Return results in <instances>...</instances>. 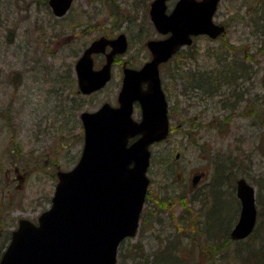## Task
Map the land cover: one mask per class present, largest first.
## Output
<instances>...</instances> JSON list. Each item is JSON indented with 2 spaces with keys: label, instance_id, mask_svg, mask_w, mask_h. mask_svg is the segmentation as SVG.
<instances>
[{
  "label": "rangeland",
  "instance_id": "374dc122",
  "mask_svg": "<svg viewBox=\"0 0 264 264\" xmlns=\"http://www.w3.org/2000/svg\"><path fill=\"white\" fill-rule=\"evenodd\" d=\"M29 1L0 0V117H12L11 125L5 123L6 118H0V128L5 125L12 129L13 126V131L21 137H29L26 146L30 145L33 150L44 146L47 152L49 147L55 152L61 170H67L77 163L83 150L84 128L80 114L84 110L95 111L106 100L115 103L122 83V71L117 64L113 78L104 90L94 96L80 95L75 80V59L93 38L126 31L130 48L125 60L133 61L136 67L142 65L148 59L147 40L159 35L150 18L152 0H74L64 19L55 17L46 4L37 2L31 6ZM176 1H168V10ZM259 4H264V0H221L214 20L226 23L224 37L212 40L206 35L197 36L191 46L182 47L170 64L163 66L173 101L171 130L166 139L151 147L148 190L152 202L145 203L144 207L150 204L148 209L152 218L143 222L144 229L140 224L128 245L142 241L146 250H156L159 235L165 238L167 234L182 231L183 217L187 218L189 212L184 211L185 204L179 197L190 199L197 191H207L205 186L215 168L214 162L225 161L228 165L233 162L236 178L245 175L256 187V193H264V124L261 125V119L253 112L262 108L264 114V9L257 8ZM114 11L136 16V19L129 22L119 18L114 24ZM227 44L234 46L227 62L244 61L254 77L248 79L243 70L236 72L242 77L236 80L237 87L228 90L225 97L238 96L242 92L244 99L233 109L231 97L230 108L226 106L228 109L224 110L218 101V92L202 99L201 92L208 95L200 90L193 97L192 93L198 90L192 85L198 84L200 79L190 77V73L214 65L217 61L215 52L221 53L222 46L225 48ZM225 51L228 53L226 48ZM192 53L197 59L192 58ZM246 64L241 62L239 67L244 69ZM177 65L182 67L179 72H176ZM237 76L233 75V78ZM202 84L204 87L209 85L207 80ZM183 88L189 89L192 97L184 93ZM140 117L135 113L137 120ZM30 154L26 153V158H30ZM31 162L35 163V160ZM22 168L20 172L28 174L27 182L12 200L9 209L13 215L12 227L21 218L37 222L39 213L50 207L58 181L56 167L53 171L48 167ZM201 172L206 174L193 187L192 179ZM15 173L17 171L12 167V175ZM0 194L1 200L7 199L4 191ZM156 198L160 202L153 200ZM161 200H167V203ZM201 205L198 200L197 205L188 210L198 224L188 236L192 244L191 264H210L205 261L202 251L207 249L208 241L201 230L205 212ZM239 209L241 211L240 206ZM227 264H234V259H228Z\"/></svg>",
  "mask_w": 264,
  "mask_h": 264
},
{
  "label": "water",
  "instance_id": "95a60500",
  "mask_svg": "<svg viewBox=\"0 0 264 264\" xmlns=\"http://www.w3.org/2000/svg\"><path fill=\"white\" fill-rule=\"evenodd\" d=\"M74 0H49L61 17ZM220 0H178L168 11V0H152L150 18L164 38H151V59L137 68L125 67L117 107L108 101L99 109L84 111V145L79 161L70 170L58 172L59 181L51 206L36 224L22 218L0 264H116L119 245L139 227L148 193L151 146L170 131L168 101L162 89L159 65L194 36L214 39L225 25L213 20ZM113 47L108 61L94 70L93 52ZM127 36H105L86 48L77 64L82 92L99 89L112 76L116 53L128 49ZM147 88L144 89L143 85ZM135 102L142 116H133ZM202 173L194 176L195 186ZM241 211L231 230L232 239H245L254 232L258 208L256 187L242 176L236 182Z\"/></svg>",
  "mask_w": 264,
  "mask_h": 264
},
{
  "label": "trees",
  "instance_id": "16d2710c",
  "mask_svg": "<svg viewBox=\"0 0 264 264\" xmlns=\"http://www.w3.org/2000/svg\"><path fill=\"white\" fill-rule=\"evenodd\" d=\"M48 1L49 0H30L29 4L32 6L34 3L39 2L48 5ZM257 8L264 9V4H259ZM112 14L115 18L114 24L118 22L119 18L122 21L128 20L129 22L136 19V16L122 15L115 11ZM262 41L264 47V37ZM225 48L228 50V53H226ZM225 48L222 46L221 53L215 52L217 61L210 68H205L204 70L199 68L190 73V77H196V80L200 79V82L197 81L198 84H194L196 90L199 92L200 90H204L207 95H213V92H218L220 96L218 101L223 104L224 107L222 108L224 110H226L231 104L229 101L231 97H233L234 102L232 103L233 109L237 108L244 99L242 92H240L241 95L238 96L237 94H234L231 97H225L228 90L231 91L232 87H237L238 83L236 80L239 81L238 79L242 77L240 73L237 74L236 72H239L240 70L247 72L248 79L253 75L249 65L244 61H238L237 59V61L233 63H228L227 57L232 54L230 51L234 46L232 44H227ZM191 55L193 59H197L195 53H192ZM241 62L246 64L244 69L239 67ZM178 67L177 72L182 68L180 66ZM232 74L238 76L233 78ZM173 76L176 77V74L174 73ZM204 80H207L209 84L207 87H204L202 84ZM221 89L222 91H220ZM190 90L192 89L190 88ZM201 95L202 99L209 97V95L204 96L202 92ZM262 110V108H258L253 111L255 112L254 114L258 116V119H261V125L264 124V114L262 113ZM219 162L220 161H217L216 164L214 162L215 168L212 171L211 178L205 186L207 191H197L192 194L190 199L187 196L179 197V199L185 204L184 211L189 212L187 218L183 217L182 222H184V227H182V231H178L175 235L167 234L165 238L160 237L159 235V238H157L158 247L156 250H146L142 241L134 243L133 245H128V240L130 238L122 240L119 245L118 264H191L190 260L192 256H190L189 253L192 250V244H190L188 236L191 235L190 232H194L197 229L198 224L193 220L191 211L188 210L194 208L197 205L198 200H201V208L205 211L204 217L202 216L203 227L201 230L205 233L206 240L208 241L207 249L202 250L203 254L206 256L204 259L207 263L227 264L228 259L233 258L234 264H264V212L261 208V205L264 203V193L262 194V191L256 193L257 205L260 206L257 217L258 222L255 226L254 232L242 240L232 239L231 229L237 221L240 211V201L238 197H236V172H233V162H230V165L225 164V161H222V163ZM164 163L165 159H163V164ZM241 171L244 173L243 170ZM242 176L245 175L242 174ZM150 192L151 191L147 194L146 203L152 202ZM153 200L160 202L157 198ZM161 201L167 203V200ZM149 205L143 208L140 224H143L146 218L149 220L152 218L151 210L148 209ZM144 228L145 225L143 224L142 229ZM185 229L187 230L184 231Z\"/></svg>",
  "mask_w": 264,
  "mask_h": 264
},
{
  "label": "flooded vegetation",
  "instance_id": "af4514ba",
  "mask_svg": "<svg viewBox=\"0 0 264 264\" xmlns=\"http://www.w3.org/2000/svg\"><path fill=\"white\" fill-rule=\"evenodd\" d=\"M72 6L68 9V12L72 8ZM47 7L51 11V13L57 18L64 19L68 14V12H67L66 14L62 15L61 17L57 16L53 12V9L51 8L49 1H48ZM149 10H150V8H149ZM157 33L159 34L158 37H151V38L158 39V38H164V37L169 36V34L165 35V34H161L160 32H157ZM119 34H124L125 36H127V41H128L127 47H128V49L124 53L114 54L113 61L111 64L112 76H111L110 80H108V82L105 84V86H103L99 89H96L93 92H90V93L82 92L80 90L79 82H78L77 64H78L81 56L86 51V48L89 47L94 40L99 39L103 36H105L109 39H114L115 37H118ZM194 38H193V40H194ZM129 42H130V37H129L128 33L126 31L125 32L120 31L114 35H111L109 33L107 35H105V34L99 35L96 38H93L92 41L88 45H85L82 48L83 50H82L81 54L77 56V58L75 59L76 61L74 62L75 80L77 82V92L80 95H82V96H86V95L94 96V94H96V93L98 94V93H100V91L104 90L105 87L111 82V79L113 78V71H114V68L117 64H120V69L122 71V78H123L124 68L126 66L132 67V68H137V67L142 66L144 63H146L148 60H150L152 58L150 48L147 46V48H148V59H146L143 63H141L142 65L136 67L134 64H132L133 61H131L129 59L125 60L124 56L126 55L127 51L130 48ZM112 49H113V47H111L110 45H106L105 50L92 53V55H91V58L93 59L92 68L94 70H100L101 68L104 67V65L108 61V54L111 52ZM180 50H181V48L178 51H176L173 55H171L169 60L161 62L159 65L161 79H162V89L165 91L166 99L169 102V105H168L169 116L170 115L172 116L173 101L170 100V98H171L170 90L168 89L169 87H168V84L166 82V78L164 77V72L162 71V68L166 64H170V62L174 59L175 55L177 53H179ZM178 68L179 67L177 65L176 66V72L178 71ZM175 74L177 77L178 74L177 73H175ZM122 78H121V80H122ZM180 78H182V76H180ZM122 82H123V80H122ZM121 86H122V83L119 87L121 88ZM192 87H194V83H193ZM120 88L118 89L116 102L111 103L108 101L114 107H117L119 105L118 96L120 93L119 92ZM143 88L146 89L147 85L144 84ZM183 92L187 93V95H189L191 97H192V95H193V97L195 96V91L191 95V93L189 92V89L183 88ZM196 93L199 94V91H196ZM106 101L102 102L95 110L102 107ZM228 108H230V105ZM84 111H88V110H84ZM84 111H82V113ZM89 112H91V111H89ZM135 113L142 116L141 105L139 102H135V104H134V109H133L134 117H135ZM3 117L4 118L0 117L1 120L2 119L4 120L6 118V120L9 121V122L8 121L5 122L7 125H8V123L10 125L12 124V121H11L12 117H10V116H3ZM80 119L82 122V115H81ZM27 139H29V137H25V138L21 137V135L18 132L13 131V126H12V129L9 126H5V125L1 126V128H0V180H1L0 192L4 191L7 194L6 200L3 201L0 199V207L3 208V210L0 211V259L2 257L3 252L5 251V249L7 248L8 244L11 240L13 230H15L18 227V224L20 221V219H19L18 224H16L14 227L10 226V221L12 220L13 215L11 214L12 210H9V209L12 208V200L15 197V194L21 193L23 188L26 186V182H27L26 180H27L28 174H26V173L24 174L23 172L22 173L20 172V171H23L22 167H48L49 168L48 170H50V171H53V168L56 167V169L54 171H55V175L57 176V178H58V172L61 170V165L58 161H56L54 151H51L50 148L47 147L46 148L47 152H45V147L44 146L39 147L38 145H37L38 148H35L33 150L32 148H30V145L26 146ZM28 152L31 153L30 158L32 157V159L26 158V153H28ZM50 152H52L51 155H50ZM33 159L35 160V163L31 162V160H33ZM12 167H15V170L17 171V173H15L13 175H12ZM201 173H202V178H203V176L206 173L205 172H201ZM56 185H57V183H56ZM196 186H197V184L195 185V187ZM0 197H1V194H0ZM5 210H9V211H5ZM41 213H39V214L41 215ZM39 216H37L36 219H38Z\"/></svg>",
  "mask_w": 264,
  "mask_h": 264
}]
</instances>
